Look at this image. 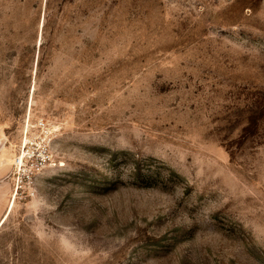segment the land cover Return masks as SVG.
Here are the masks:
<instances>
[{"label": "rangeland", "instance_id": "374dc122", "mask_svg": "<svg viewBox=\"0 0 264 264\" xmlns=\"http://www.w3.org/2000/svg\"><path fill=\"white\" fill-rule=\"evenodd\" d=\"M0 264H264V0H0Z\"/></svg>", "mask_w": 264, "mask_h": 264}, {"label": "built area", "instance_id": "2783aa9c", "mask_svg": "<svg viewBox=\"0 0 264 264\" xmlns=\"http://www.w3.org/2000/svg\"><path fill=\"white\" fill-rule=\"evenodd\" d=\"M40 161L44 162V158H42ZM18 162V161H17Z\"/></svg>", "mask_w": 264, "mask_h": 264}]
</instances>
